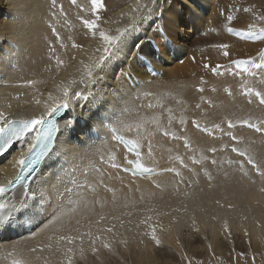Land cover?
Returning <instances> with one entry per match:
<instances>
[{
  "label": "snow or ice",
  "instance_id": "6c2138e0",
  "mask_svg": "<svg viewBox=\"0 0 264 264\" xmlns=\"http://www.w3.org/2000/svg\"><path fill=\"white\" fill-rule=\"evenodd\" d=\"M70 3L79 9L76 19L85 30L83 37L94 40L95 46L86 47L83 43H77L72 35L67 36L66 42L57 25H61L63 20L61 27L69 31L75 25L68 19V13L62 4H58L57 0H49L50 19L45 23L55 42L47 36L44 37L50 62L45 71H55L59 75L70 66L74 71L57 82L54 92L48 91L45 100L35 99L36 105L43 104L41 112L11 120L4 111H0V121L3 122L0 125V159L7 160L12 169H17L11 178L5 176L4 182H0V232H7L13 226L31 225L36 228L43 224L44 227L39 232L30 231L28 239H35L49 229V226L59 222V227L34 245L22 246L17 243L5 248L0 259L7 261V264H88L89 256L104 264L102 254L107 253L109 261L113 257L119 259L120 248L127 250L130 242L137 237L138 243L145 247L147 238L156 248H161L164 244L163 235L170 233L172 227L179 223L178 216L173 213H180L181 207L170 210L150 207L144 210L147 215L134 222L131 219L132 211H125L120 215L95 212L96 204L99 203L101 209L104 205L95 198L89 200L88 194H93L94 197L97 187L103 186L113 193L115 199V189L108 187L104 178L106 175L108 179L118 177H113L111 173H106L97 166L93 161L94 156L98 155L99 163L106 164L110 169L131 171L133 175H150L156 169L145 163L143 149L146 147L147 157L158 163L155 161L152 143L157 133L174 140H183L185 149L195 152L189 137L172 131L174 122H178L181 132H185L188 120L183 114L177 118L167 101L175 100L177 104H183V101L176 99L171 93L157 94L147 90L144 87L146 82L142 79L149 73L160 74L156 72L154 65L165 63V58L176 51L180 29L187 25L174 11V0H131L127 10H121L116 20L103 18L108 10L105 0H87V4L70 0ZM242 11L253 12V8L246 7ZM234 19L232 15L227 16L228 21ZM258 20L262 22L260 25L249 23L246 29L228 27L227 31L241 40L264 44V14H260ZM29 29V24L21 25L18 39L8 42L11 52L0 49V63H7L13 53L18 55L22 50V43H30ZM210 47L220 50L227 59V64L212 66L204 63L203 68L214 75L240 77L239 95L245 98L246 106H251L255 100L257 107L264 110V49L256 57L231 58V45L220 43ZM70 48L81 52V58L71 54ZM58 49L63 50V53ZM65 55L67 59L64 58ZM192 59L195 60V57ZM53 61L54 64L51 63ZM42 83V80L30 79L26 81V86L35 88ZM205 83L207 82L201 77L200 84ZM197 91L203 93L205 89L198 87ZM211 91H217L215 85ZM224 92L230 97L234 96L231 87H225ZM40 95L43 96V93ZM142 100L144 103H140ZM201 101L214 107L213 102L203 96ZM195 108L200 109L201 104L197 103ZM58 114H63L60 116L64 120L63 130L56 119ZM192 124L196 129L211 134L209 127L202 125L199 120H192ZM221 124H226L227 131ZM237 128H247L264 137V115L256 117L255 121L251 113L234 118L226 117L221 123L213 124L212 130L220 131L232 142L219 151L230 147L238 159L228 158L220 162L211 159L210 164L220 168L226 164L229 168L234 167L251 184L256 183L253 176L258 177L264 184V157L257 159L251 151L256 140L235 135L233 130ZM77 130L84 133L85 139H79ZM32 133L36 134V143L27 140ZM113 141L115 145H112ZM17 142L27 144V150L21 149L17 155L8 159L11 155L10 149ZM97 142L103 151L96 148ZM245 144V147L239 146ZM116 145L122 146L133 158L122 154L124 163L119 162V148ZM207 151L214 154L218 149L212 147ZM175 159L194 176H199L198 172L185 164L183 157L177 155ZM189 159L196 165L209 161V157L203 152L199 158L193 155ZM41 167L43 171L37 176ZM5 171V168H0V173ZM162 171L181 177L175 186L178 193L179 184L185 183L181 172L173 167L164 168ZM201 171L209 181L214 178L206 167H202ZM93 173L94 182L88 179ZM224 174L227 176V171ZM81 177L84 179L81 180ZM195 182L198 183L199 180ZM152 183L155 188L162 190L160 183L155 180ZM18 187L22 189L23 197L13 203L9 194ZM260 191L264 193V186ZM216 203L219 204V201ZM124 207L127 208L128 205L125 204ZM228 207L233 206L229 204ZM183 210L187 211V207L184 206ZM124 217L128 219L125 220ZM165 217L169 218L167 226L163 223ZM65 218L68 220L67 224L63 223ZM253 222L258 229L264 230V223L260 220L254 219ZM141 225L146 226L144 231H139ZM132 226L137 230L134 233ZM192 227L194 232H200L194 217ZM119 229H125V232ZM223 232L227 234L225 239L231 242L232 232L227 220L223 222ZM243 232L245 237H249L251 247V234L247 228ZM125 233L133 235L129 237ZM203 238L207 240L208 236ZM257 238L260 239L259 236ZM175 243L178 251H173L179 258L177 264H204L203 260L189 256L179 235L176 236ZM207 250L212 253L216 264H225L215 254L211 243L207 245ZM232 253H235L234 247ZM235 255L244 264H249L247 257L250 255L251 264H256L255 254L239 252ZM208 264H212L211 260ZM260 264H264V259Z\"/></svg>",
  "mask_w": 264,
  "mask_h": 264
},
{
  "label": "bare ground",
  "instance_id": "6f19581e",
  "mask_svg": "<svg viewBox=\"0 0 264 264\" xmlns=\"http://www.w3.org/2000/svg\"><path fill=\"white\" fill-rule=\"evenodd\" d=\"M47 2H49V0H0V49L11 52L12 50L8 48V42L16 41L18 39L21 25L23 23H27L30 25V43H22V50L18 55L13 53L7 63H0V80L2 81V79H4V82L0 81V111H4L11 120H18L20 118L29 117L33 114L41 112L43 110V104L36 105L35 99L40 98L41 101L45 100L48 91L54 92L55 84L61 79L66 78L69 72L74 71L73 67L70 66L66 70H62L59 75H56V73L49 74V72L47 71L46 74L43 75L44 63L39 66L37 62V64L33 68H29L32 62L35 63V61H38V59L41 58H43L45 62H48V58L42 56L44 52L47 53L48 49L47 42L45 41L44 37L47 36L49 40H52L53 36L48 34L50 33L49 28L45 23V12L49 9V3L47 4ZM57 2L58 4L63 5L65 11L68 13V16H70V18L68 17L70 21L74 19L77 26L81 25L80 22L76 19V15L79 12V9L73 6L70 3V0H57ZM130 2L131 0H109V2L108 0H105L108 14H103L104 19L116 20L121 10H127V6ZM78 3L87 4V0H78ZM223 3L237 4L239 5L237 9H240V11H232L230 14L227 13L225 15L223 14L222 16L220 13V8L222 7L220 5L225 7ZM246 7L253 8V12H243L242 9ZM226 8L227 7H225V9ZM174 11L180 15L183 23L187 25L186 27L182 26L180 29L177 49L173 54L168 55L165 58V63H156L154 65L156 72L160 73L158 74L157 78H155L153 74L149 73L148 75L142 77V79L146 82L144 87L147 90L157 94L171 93L173 96H175L176 99L183 101V104H177L175 100L167 101V104L172 107L177 118L181 114H183L188 120V123L186 125L187 130L185 132H181V126L178 124V122H174L172 131H175L178 135H186L187 137H189L190 141L192 142L193 148L195 149V152H189L187 149H185L183 140H174L169 137H165L160 133H157L153 138L152 143L155 154V161H158V163H154L152 159L147 157L146 147L143 149L145 153V163L149 166L155 167L157 173L142 178H130L120 171L110 169L106 164L99 163L98 155L94 156L93 161L97 163V166L101 167L102 170L106 171V173H111L113 177H118V179H108L106 175L104 178L105 184L108 185V187L115 189V199H113V193L107 191V189L103 186L97 187V191L94 194V197L93 194H88L89 200L95 198L101 201V203H103L104 205L101 209V205L99 203L96 204L95 212L102 211L103 213L109 215H120L122 212L132 211L133 216L131 217V219L134 222H138L145 215H147L144 210L153 207L152 204L154 203L157 205V207L155 206V208L159 210H170L171 208L180 207L182 202H188L189 200H191L193 197V193H187L189 191L186 190H188V188H190L192 184L196 183L195 181L197 179L199 180L197 184L199 185L198 190L200 191L201 195L206 194L209 189L207 188L206 190V188L202 186L203 183L206 186H209L210 184H212V186H217L215 185L216 179L217 184L226 193L229 194L231 191H233L236 192V194H240V187L242 186V183L247 180V178H243L242 175L238 171H236L234 167L229 168L225 164L223 168H220L216 165L210 164L211 159H216L218 162L224 161L228 158L238 159V157H236V154L231 152L230 147L223 151H219V149L223 148L224 145H231L232 142L229 140L228 136L224 135L220 131L212 130V125L215 123H221L222 120H224L226 117H229L227 112L233 106H235L236 109L239 112L241 111L242 113L245 110H247L248 112H252L254 110L257 115L262 114L264 110L257 107V102L255 100L251 106H246L245 98L239 95V83L241 80L240 77H232L227 74L222 76L214 75L210 71L204 69L203 64L208 63L212 66H215L217 64H227V59L222 55L221 51L209 50L212 48H210L211 45L207 44V42L211 41V38L209 37L212 36L209 33L213 32L214 34L217 33L218 35L215 40H212L213 44L229 43L231 40L228 38L229 36H227V34L241 40L239 37L229 33L227 31V28L232 27L238 29V24L246 22L249 24L255 23L256 21V24L260 25L258 23V16L260 14H264V2L257 3L255 0H220L219 5H217L214 9L213 0H174ZM80 14L84 15V13ZM229 15L234 16L235 19L232 21H228L227 16ZM62 24L63 20H61V25ZM61 25H57V29L61 34L66 35V33H68V35H72L77 43H83L86 47L95 46L96 42L94 40L83 37L82 34L85 31L83 28L82 32H78L79 28L76 27V31L74 33V29L72 31H69L67 28L61 27ZM233 25H235L236 27H233ZM247 25L241 28H245L247 27ZM115 26L117 25H113V27ZM195 31L204 32L202 38H199V40L197 41L192 39L194 38L192 36H194ZM149 35H152V33H149ZM53 42H55V40H53ZM192 45L201 46L200 50L202 51V53H204V56L199 55L202 53H197V50L192 51ZM204 45L208 46L205 47ZM256 45L259 48L264 49V44L256 42ZM245 50L248 53L247 56H257L258 52L254 54L257 49H251L248 46H245ZM69 51L71 52V54H75L72 53L70 49ZM230 53L231 58H234V55H239L241 56V58H246V56L243 57L241 53L235 54L231 51ZM76 54L78 59L81 58V52H76ZM205 55L206 57H208L206 58ZM193 57H195V60L192 59ZM64 58L67 59V55H65ZM26 59L27 61H25ZM180 61H183V63H181ZM51 63L54 64V61ZM15 65L18 69L21 66L22 69H19L20 71H35V74H31V77L28 76L25 79H20L19 77V81L18 79L16 81L14 77H11L12 74L10 72V68L12 66L16 67ZM14 69H12V71ZM40 69L42 72H40ZM38 72H40L42 76ZM201 77H203L207 82L204 85L200 84ZM30 79L42 80L44 81V83L36 85L35 88L26 86V81ZM156 79L157 81L154 82L155 85H152V82ZM7 81H10L9 85L4 86L3 84H5V82L7 83ZM249 82L252 83L251 80H249ZM156 83H158L159 85H157ZM192 83H194V86L192 85ZM213 85H215L217 88L216 92L211 91ZM191 86L193 88H191ZM198 87H204L205 91L203 93L198 92ZM225 87H231L234 93L233 97L228 96L227 93L224 92ZM40 93H43V96H41ZM22 95L23 98H21ZM16 96L20 97L19 100L15 101V98H17ZM186 96H188L190 100H188ZM202 96L208 100H211L214 107L203 103L201 101ZM25 102L28 105H26ZM30 103L33 104L29 105ZM140 103H144V101L142 100L140 101ZM197 103L201 104L200 109L195 108V105ZM7 107H10L9 112L5 111ZM217 108L225 110L224 116L223 113L220 112L221 110H218L221 115H216L217 117L214 116L215 118H210V114L212 113V111H215ZM194 119L199 120L202 125H207L210 129L211 134L204 133L196 129L192 124V120ZM2 124L3 122L0 121V125ZM63 124L64 122L62 123L61 128L63 127ZM221 127L224 128L225 131H227L226 124H221ZM233 133L244 138L256 139V144L259 146V148H264V137H261L258 133H253L247 128L234 129ZM76 135L81 140L85 139L84 133L80 132L79 130H77ZM28 141L31 143L30 140ZM112 145H115V141L112 142ZM239 146L245 147L246 144ZM27 147V144L21 143L13 146L12 149H10L11 155L8 156V159H11L12 156L17 155L21 149L26 151ZM116 147L119 148V151H117L118 161L124 163L122 154L126 153L121 146L116 145ZM212 147L218 149V151L214 154L207 151V149ZM96 148H99L101 151H103V148L99 144V142H97ZM93 151H95V149H93ZM202 152L204 155H207L209 157V161H206L203 165L193 164L189 157L195 155L197 158H199ZM177 155L183 157L185 164H187L189 168H192L193 171L198 172L199 176H194L191 172L188 171L187 168L182 167L179 164V161L175 159ZM168 167L176 168L181 172V176L185 181V183L179 184V190H182V192L179 191L177 194H175V186L177 185V182L181 179V177H177L175 173L162 171V169ZM202 167H206L212 173L214 178L211 181H209L207 177L203 175V172L201 171ZM0 168L6 169L5 172L0 173V182H4L5 176L11 178L17 171V169H12L8 165L7 160L3 159H0ZM42 171L43 167H41L40 171L37 172V176H39L40 172ZM225 171H227L228 173L227 176L224 174ZM94 177L95 173H93L92 176H90L88 179L94 182ZM201 178H203L204 180ZM83 179L84 178L81 177V180ZM200 179L203 181H200ZM153 180L161 184L162 190L155 188L152 183ZM188 181H191L192 183L189 184L187 183ZM256 192L255 189L254 191L251 190L247 197L248 200H246L251 208H254L255 201L263 200L260 199V197H262L259 196L260 193L257 194ZM179 193L183 194L184 201L177 199V195ZM22 197L23 191L18 187L13 193L10 194V201L14 203L16 202V200ZM141 197H143V199H141ZM167 197H171L172 201L168 200ZM12 198L16 199L12 200ZM125 204L128 205L127 208L124 207ZM214 209H217V207H210L209 205L208 207L204 208L198 207L196 209H188L183 214V218L179 219V223L172 227L171 232L165 233L163 235V246L161 248L155 247V249L153 250V255L157 257V262H159V264H176L171 262L170 260L171 257H175L173 250L178 251V246L175 243V238L177 235H179L178 233L180 232V227H184L185 224L192 226L191 222L193 217L196 220V226L200 228V232H194L193 227H191L190 231L187 229L183 231L182 235H180V240L184 245L185 251H187L188 253L199 251L198 244L204 240L203 237L205 235L208 236V239L210 237L208 241H211V243L214 244L213 250L228 248L229 243H227L228 241L226 242L225 239L226 233L223 234L218 230L217 227H219L220 225L223 226L222 221L224 218L231 216L234 220V217L236 218V216H240V214L238 212V209H233L228 212L223 211L222 208H218L219 211L222 209V211L220 212L217 211L218 213H214ZM256 209L257 213L255 214L260 215L261 209L263 210V208L260 209V207H255V210ZM258 209H260V212H258ZM173 215H176V213H173ZM213 217H216L218 221H213ZM124 218L125 220L128 219V217ZM248 220L240 221L238 219L237 221L236 219L234 224L231 223V239H233V242L238 248L244 249L249 244V237H245L243 232V229L247 228L249 233L251 234L250 239L254 249L259 253H264V230L258 229L255 226L256 224ZM45 223H47V221H45ZM63 223H68L67 218H65ZM163 223L165 226H167L169 224V218H163ZM206 226H210V232L206 230ZM43 227V224L39 225V227L36 228H33L31 225H24L21 227L13 226L7 232H0V254L3 253V250L5 248H10L12 244L18 243L22 246L34 245L38 240L44 239L45 235L51 232L54 228L59 227V222L56 225L49 226V229H47L44 233L38 235L35 239H28L29 236L25 234L27 230L39 232L40 228ZM132 227L133 233L136 232L137 230L134 228V226ZM145 227V225H141L139 231H144ZM119 231L125 232V229H119ZM133 233L125 234L131 237ZM258 236L260 237V239L257 238ZM22 238L27 239L19 242L17 241ZM138 240L139 237H137L136 240H132L130 242L129 246L131 248L129 255H127V251L123 249L125 252H121V257L123 259L122 262H120L121 258L117 259L116 257H113L112 261H109V263L106 262V264H129L126 258L127 256L131 255H134V262L136 264L141 263V261H143L144 259H149V262H155V258H152L150 255H148V252H145V250L147 251L148 248H152L150 244H147V247H145V245L139 244ZM248 248L249 247H247V249ZM107 257V253H104L102 254L101 259L107 260ZM0 264H7V261L0 259ZM88 264H99V261H94L92 257L89 256Z\"/></svg>",
  "mask_w": 264,
  "mask_h": 264
},
{
  "label": "rangeland",
  "instance_id": "374dc122",
  "mask_svg": "<svg viewBox=\"0 0 264 264\" xmlns=\"http://www.w3.org/2000/svg\"><path fill=\"white\" fill-rule=\"evenodd\" d=\"M67 1V0H66ZM219 1L220 0H213V6H214V9L216 8V6L217 5H219ZM257 3H261V2H264V0H255ZM108 2H109V0H108ZM178 2H180V1H178ZM214 2H215V4H214ZM49 2H47V4H48ZM224 4V6L225 7H227L226 9H225V7H223L222 5H220L222 8H220V10H221V15L223 16V14L225 15V14H230L232 11H236V9H237V7L239 6V5H237V4H233V3H231V4H227V3H223ZM232 7H231V6ZM235 7V8H234ZM224 9V10H223ZM46 13V20H48V19H50V15H49V9L45 12ZM106 14H108V12L107 13H105L104 15H106ZM69 18H70V16H68ZM226 17V16H225ZM68 18V19H69ZM104 18V17H103ZM70 20V19H69ZM72 24H74L75 25V28H74V33H75V29H76V27L77 28H79V31L78 32H82V26L81 25H76V21L73 19L72 21ZM75 22V23H74ZM257 22V21H256ZM255 22V23H256ZM258 23L259 24H261L262 22H260L259 20H258ZM248 23L246 22V23H241V24H238L237 25V30H242V29H246L247 27H245V28H241V27H244L245 25H247ZM80 26V27H79ZM229 26V25H228ZM230 26H232V25H230ZM233 27H236L235 25H233ZM193 29V28H192ZM49 32L50 33H48L49 35H52L51 34V31H50V29H49ZM191 33V32H190ZM198 33V34H197ZM203 33L204 32H196L195 31V33H194V36H192V37H194V38H192L193 40H195V41H197V40H199V38L201 39L202 38V35H203ZM197 34V35H196ZM208 34V33H207ZM210 35H212V36H210L209 38H211L210 40L211 41H209V42H207V44H209V45H213V43H212V40L214 39H216L217 37H218V35H217V33H209ZM219 34V33H218ZM198 35H199V37H198ZM61 36H63V37H65V41H66V39H67V36H68V33H66V35H64V34H61ZM227 36H229L228 38L231 40L229 43H227V44H229V45H231L232 47H231V49H230V51L232 52V53H235V54H237V53H241L242 54V56L243 57H249V56H247V52H246V50H245V46H248L249 48H251V49H257L255 52H254V54L255 53H257V52H259L262 48H259L257 45H256V42H248V41H243V40H239V39H237V38H235V37H233V36H230V35H228L227 34ZM208 39V38H207ZM206 39V40H207ZM52 40H54V38H53V36H52ZM209 40V39H208ZM196 46V47H195ZM205 47L206 46H208V45H204ZM197 48V49H196ZM211 48V47H210ZM201 49V46H198V45H192V47H191V50L192 51H196L197 53H202V51L200 50ZM70 50L72 51V53H75V55H77L76 54V50H72L71 48H70ZM210 51H220V50H218V49H215V48H211V49H209ZM58 51H60L61 53H63V50H59L58 49ZM199 55H202V56H204V53H202V54H199ZM234 55V54H233ZM42 56H44V57H46V58H48V49H47V53L46 52H44V54H42ZM201 56V57H202ZM205 57H206V55H205ZM208 57V56H207ZM206 57V58H207ZM234 58H237V57H239V58H241V56H239V55H234L233 56ZM25 61H27V59L25 60ZM39 61H40V63H39ZM221 61V60H220ZM39 64V66H41V64H43L44 63V66H43V75H45L46 74V71H45V67H46V65L48 64V63H50L49 61L47 62H45L44 61V59L43 58H41V59H38V61H35V63L34 62H32L31 63V65L29 66V68L31 67V68H33L37 63ZM33 64V65H32ZM16 66V65H15ZM18 66H20V65H18ZM14 69L13 71H12V69ZM10 68V72H11V77H14L15 79H16V81H17V79H18V81H19V77H20V79H25V78H27L28 76L29 77H31L32 75H34L35 74V71L33 72V71H26V70H23V71H20L19 69H22L21 68V66H20V68L18 69L17 68V66L16 67H14V66H12ZM0 70H1V68H0ZM32 70H34V69H32ZM40 72H42L41 71V69H40ZM40 72H38L41 76H42V74L40 73ZM28 73V74H27ZM38 73H37V75H38ZM55 73V71L54 72H49V74H54ZM158 73V72H157ZM6 74V73H5ZM32 74V75H31ZM213 74V73H212ZM27 75V76H26ZM36 75V76H37ZM39 75V76H40ZM22 76V77H21ZM23 76H24V78H23ZM158 77V75H155V78H157ZM4 79H2V81L1 82H4L3 81ZM12 80V79H11ZM155 81H157V79L156 80H154L153 82H152V85H155L154 84V82ZM8 83V84H7ZM7 83L5 82V84H3L4 86H6V85H9V83H10V81H7ZM157 85H159L158 83H156ZM192 85L194 86V83H192ZM191 88H193L192 86H191ZM195 89V88H194ZM192 90V89H191ZM17 98H15V101L16 100H19V97L20 96H16ZM180 97H184V96H180ZM187 97V99L188 100H190L189 99V97L188 96H186ZM21 98H23V95L21 96ZM40 99V98H39ZM186 100V99H185ZM25 104L26 105H28L26 102H25ZM33 103H30L29 105H32ZM190 107H191V105H190ZM5 108V107H4ZM8 109L10 108V107H7ZM5 109V111H7V112H9L10 111V109L8 110V109ZM230 109V108H229ZM235 110L236 109V107L235 106H233L227 113H228V116H229V118H234L235 116H243V115H247V114H249V113H251L252 114V116H253V118H254V121H255V118L256 117H259V116H262V114H264V112L262 113V114H259V115H257L256 113H255V111L253 110L252 112H248L247 110H245V111H243V113L240 111H238L237 109L235 110V111H233V110ZM218 110H221L220 112L221 113H223V116H224V112H225V110H223V109H219V108H217L215 111L213 110L212 111V113L210 114V118H215V117H217L216 115H218V116H220L221 115V113L218 111ZM223 111V112H222ZM237 111V112H236ZM247 111V112H246ZM218 112V113H217ZM245 112V113H244ZM215 113H217V114H215ZM213 114V115H212ZM212 116V117H211ZM215 116V117H214ZM222 117V116H221ZM63 130V129H62ZM230 140V139H229ZM256 140V139H255ZM257 142V141H256ZM252 151L254 152V154H255V156L257 157V159H260L261 157H264V148L262 147H260L259 148V146L257 145V144H255V145H253L252 146ZM253 178L256 180V183L255 184H251L249 181H248V179L247 180H245L243 183H242V186L240 187V194H236V192H233V191H231L229 194L228 193H226L218 184H217V179L215 180V185H217V186H212V184H210L209 186H206L204 183H203V187H205L206 188V190H207V188H209L208 189V192L206 193V194H204V195H201L200 194V191L198 190L199 189V185L197 184V183H194V184H192L191 186H190V188H188V190H186V191H189V192H187V193H190V194H192L193 193V197H192V199L191 200H189L188 202H182L181 203V212L180 213H176V215L178 216V219H182L183 218V214L186 212V211H184L183 210V207L184 206H186L187 207V210L188 209H196V208H198V207H208V205L210 206V207H217V209H214L215 211H214V213H218L217 211H219V209L220 208H222L223 209V211H230V210H233V209H238V212H239V214H240V216H236V218L234 217V220H233V218L230 216V217H226V218H224L223 219V221H222V224H223V222H224V220H227L228 221V225H229V229H231L230 227H232L231 225L232 224H234V222L236 221V219H237V221H238V219L241 221H245V220H250V222H252V223H254L253 221H254V219H258V220H261V222L262 223H264V212H263V210H264V207H261V206H264V193H262L261 191H260V188L262 187V186H264V184H262V182H261V180L258 178V177H255V176H253ZM201 179H203V178H201ZM200 179V181H203V180H201ZM202 183V182H201ZM212 186V187H211ZM211 187V188H210ZM254 189H255V192L258 194V193H260L259 194V196H262V197H260V199H263L262 201L260 200V201H255L254 202V208H251L250 207V205L248 204V202L246 201V200H248V194H249V192H251V190L252 191H254ZM180 192H182V190H179ZM224 193V194H223ZM233 193V194H232ZM175 194H177V192L175 193ZM184 196H183V194H181V193H179L178 195H177V199H179V200H181V201H184V198H183ZM16 198H12V200H15ZM167 199L168 200H170V201H172V198L171 197H167ZM217 201H219V204H217L216 202ZM229 204H231L233 207H231V208H229L228 207V205ZM221 205H223V207H221ZM249 205V206H248ZM152 206L153 207H157V205L154 203V204H152ZM158 206H159V204H158ZM255 207L256 208H258V207H260V209L261 208H263V210L261 209V212H260V209H258L259 211L258 212H260V215L259 214H255V213H257V209L255 210ZM219 208V209H218ZM222 209L220 210V211H222ZM248 209V210H247ZM255 210V211H254ZM219 211V212H220ZM243 213V214H242ZM246 214V215H245ZM244 217H247V219H245ZM241 218V219H240ZM213 221H218L217 220V218L215 217V219H212ZM248 220V221H249ZM263 220V221H262ZM192 223V222H191ZM232 223V224H231ZM255 224V223H254ZM216 225H217V223H216ZM219 225V224H218ZM256 226V225H255ZM191 227L192 226H190V225H186L185 224V226L184 227H180V232L178 233L179 234V237H180V235H182V233H183V231L184 230H189L190 231V229H191ZM208 228V229H207ZM218 228V230L220 231V232H222L223 234H225L224 232H223V226H219V227H217ZM210 226H206V230H208V232H210ZM182 231V232H181ZM231 231V230H230ZM218 232V231H217ZM227 235V234H226ZM181 238V237H180ZM27 238H22V239H20V240H17L18 242L19 241H23V240H26ZM209 239H210V237H209ZM209 239H207V240H201L202 242L201 243H199L198 245H199V251H197V252H189L188 254H189V256H195L197 259H201V260H203L204 261V264H208V262L211 260V262H212V264H216V261L212 258V253H210L208 250H207V245L209 244V243H211V241L209 242L208 240ZM209 243H208V242ZM228 241V242H227ZM145 242H146V244H150V246L152 247V248H148L147 249V251L145 250V252H148V255H150L152 258H155V262H149V259L147 260V259H144L143 261H141V263H139V264H159V262H157V257H155L154 255H153V250L155 249V246L152 244V243H150V242H148V240H147V238H145ZM226 242L227 243H229L228 244V248H222V249H219V250H214V252H215V254L217 255V256H220L221 258H222V260L225 262V264H244V261L240 258V257H238V256H236L235 255V253H239V252H245V253H252V254H255V257H256V264H260V262H261V260L262 259H264V253H262V252H258V251H256L255 249H254V247H253V245H252V243H251V247H249V244L244 248V249H240V248H238L237 246H236V244L233 242V239H231V242H229V240H227L226 239ZM212 244V243H211ZM212 245H214V244H212ZM235 248V253H232V248ZM247 247H249L248 249H247ZM130 246H129V250H126L127 251V255H129L130 253ZM124 248H120V258H121V261L120 262H122V257H121V254L123 253V252H125L124 250H123ZM248 250V251H247ZM122 252V253H121ZM248 261H249V264H251V256L249 255L248 257ZM107 260H103L104 261V264H106V262H108L109 263V258L107 257L106 258ZM127 261L129 262V264H136L135 262H134V255H131V256H127ZM178 257L177 256H175V257H171L170 258V260H171V262H173V263H176L177 264V262H178ZM111 261H112V258H111ZM99 264H100V261H99Z\"/></svg>",
  "mask_w": 264,
  "mask_h": 264
}]
</instances>
